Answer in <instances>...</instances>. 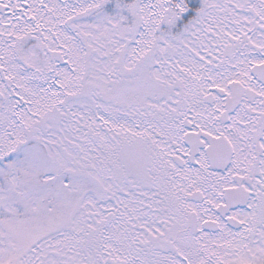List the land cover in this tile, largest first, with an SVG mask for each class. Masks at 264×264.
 Here are the masks:
<instances>
[{
    "label": "snow or ice",
    "instance_id": "1",
    "mask_svg": "<svg viewBox=\"0 0 264 264\" xmlns=\"http://www.w3.org/2000/svg\"><path fill=\"white\" fill-rule=\"evenodd\" d=\"M0 264H264V0H0Z\"/></svg>",
    "mask_w": 264,
    "mask_h": 264
}]
</instances>
